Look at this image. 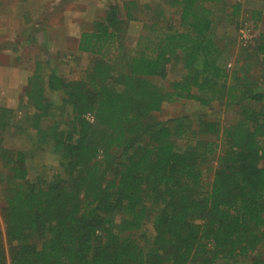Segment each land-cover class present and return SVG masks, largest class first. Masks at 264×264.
Instances as JSON below:
<instances>
[{"label":"trees","instance_id":"1","mask_svg":"<svg viewBox=\"0 0 264 264\" xmlns=\"http://www.w3.org/2000/svg\"><path fill=\"white\" fill-rule=\"evenodd\" d=\"M219 1L167 0L174 20L114 3L81 35L84 78L45 79L38 63L23 106L36 132L17 128L57 157L51 176L31 179V151L5 143L16 111L0 106V264H264V35L260 73L228 72L209 6ZM150 10L125 46L128 23ZM176 58L181 74L165 90L155 78ZM180 99L219 102L237 120L155 119Z\"/></svg>","mask_w":264,"mask_h":264},{"label":"rangeland","instance_id":"2","mask_svg":"<svg viewBox=\"0 0 264 264\" xmlns=\"http://www.w3.org/2000/svg\"><path fill=\"white\" fill-rule=\"evenodd\" d=\"M130 1H137L142 10L145 4H152L164 11V17L177 19L175 11L167 0H0V63H4V66L14 64L21 69L13 70L11 73L0 71V106L8 104L5 107L16 111L11 129L6 133L5 143L15 149L31 151L33 154L29 158L31 179L40 174L51 176L59 169L58 159L52 152L37 150L35 142L26 141V136L17 128L19 123L29 128L31 132H36L32 113L23 106L27 100L26 91L38 68V63L43 66L45 79L54 72H58L67 81L84 78L91 59L89 55H80L77 52L79 44L77 39L81 38L84 31L94 29L95 22L105 16L109 5L115 3L123 6ZM234 4L241 5V11L237 15L240 24H231L229 21ZM209 6L214 11V33L228 48L226 65L228 72H234L247 65L251 67V73L259 74L261 68L255 51L264 35V0H221L218 3H209ZM153 15L154 12L151 10L143 14L139 13L141 21L133 20L128 23L127 39L123 42L125 46L135 48L145 21H150ZM63 25L68 27L67 32H72L74 35L68 42L64 38L59 39ZM244 30L248 33V37L244 35ZM26 35L30 37L34 35L35 38L31 45H28L29 48L25 47L23 42L29 38ZM5 42L13 46L12 55L4 54L3 46L7 45ZM21 49L31 55H19L23 53L19 52ZM182 66L179 58H176L168 79L155 78V81L165 90L169 89L174 80L179 78ZM27 73H30L28 77H26ZM261 85L264 87V84ZM46 96L56 101L61 100L62 95L48 90ZM181 116H189L193 119L202 116L210 121H219L223 126L237 120L235 111L219 102L205 106L194 99L166 102L163 109L154 115L156 120L163 122ZM1 134L0 132V137ZM248 262L241 261L240 264H248Z\"/></svg>","mask_w":264,"mask_h":264},{"label":"crops","instance_id":"3","mask_svg":"<svg viewBox=\"0 0 264 264\" xmlns=\"http://www.w3.org/2000/svg\"><path fill=\"white\" fill-rule=\"evenodd\" d=\"M60 6V5H59ZM69 26V25H68ZM67 28L68 27H66L65 25H63L62 26V31H60L61 33H60V35H59V37H61V38H59V39H65V41H67L68 42V40L69 39H72L73 38V33L72 32H67ZM57 30V29H56ZM56 30H53L54 32H56ZM52 32V31H51ZM53 33V32H52ZM49 35H50V33H49ZM26 36H29V38L28 39H26L25 41H23L24 42V46L25 47H28L29 48V46L28 45H31V42L35 39L33 36L34 35H32L31 37H30V35H26ZM54 37H56V35H53ZM22 39H23V37H21ZM34 38V39H33ZM24 40V39H23ZM78 40V42L80 41V37L77 39ZM6 43V42H5ZM26 43H28V44H26ZM7 44V43H6ZM79 45V44H78ZM3 48H4V50H3V52H4V54L6 55H12V51H13V46L12 45H9V44H7L6 46H3ZM28 48L26 49V50H28ZM15 49V48H14ZM19 52H23V53H20L19 55H31V54H29V53H27V52H25V51H23V49H21ZM77 52L80 54V55H85L84 53H81V52H79L78 51V46H77ZM26 69V68H25ZM13 70H21L20 68L18 69L14 64H13V66L11 65V66H4V63L2 64V63H0V71H1V73H4V72H12ZM25 71H27V70H25ZM29 74L30 73H27L26 74V77H28L29 76ZM27 87H28V84L26 85ZM3 105H5V106H8V104H3ZM9 105H12L11 103H9Z\"/></svg>","mask_w":264,"mask_h":264},{"label":"built area","instance_id":"4","mask_svg":"<svg viewBox=\"0 0 264 264\" xmlns=\"http://www.w3.org/2000/svg\"><path fill=\"white\" fill-rule=\"evenodd\" d=\"M243 33L246 37H248V33L245 30L243 31Z\"/></svg>","mask_w":264,"mask_h":264}]
</instances>
